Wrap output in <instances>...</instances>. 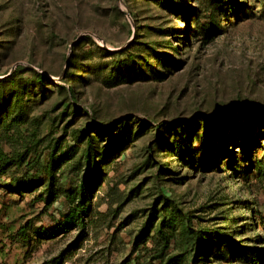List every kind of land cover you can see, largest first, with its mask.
Wrapping results in <instances>:
<instances>
[{
  "label": "rangeland",
  "instance_id": "1",
  "mask_svg": "<svg viewBox=\"0 0 264 264\" xmlns=\"http://www.w3.org/2000/svg\"><path fill=\"white\" fill-rule=\"evenodd\" d=\"M0 264H264V0H0Z\"/></svg>",
  "mask_w": 264,
  "mask_h": 264
},
{
  "label": "trees",
  "instance_id": "2",
  "mask_svg": "<svg viewBox=\"0 0 264 264\" xmlns=\"http://www.w3.org/2000/svg\"><path fill=\"white\" fill-rule=\"evenodd\" d=\"M38 77L40 78V79H43L44 78V76L41 74V73H38ZM71 90V89H70ZM88 159H90V156L88 155ZM88 175H89V173H90V168H88ZM85 180H83V183H82V191H83V193L85 194L86 193V186H85ZM77 211H79V214L81 215V213H82V210H81V208L80 209H78ZM141 237V235H139L138 236V238H140Z\"/></svg>",
  "mask_w": 264,
  "mask_h": 264
}]
</instances>
